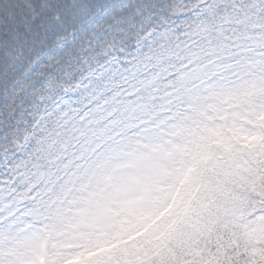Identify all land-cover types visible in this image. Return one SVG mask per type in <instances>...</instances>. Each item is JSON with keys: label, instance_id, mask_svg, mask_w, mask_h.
<instances>
[{"label": "snow or ice", "instance_id": "1", "mask_svg": "<svg viewBox=\"0 0 264 264\" xmlns=\"http://www.w3.org/2000/svg\"><path fill=\"white\" fill-rule=\"evenodd\" d=\"M252 64L264 66V0H0V234L43 237L74 201L106 193L192 88L235 87Z\"/></svg>", "mask_w": 264, "mask_h": 264}, {"label": "trees", "instance_id": "2", "mask_svg": "<svg viewBox=\"0 0 264 264\" xmlns=\"http://www.w3.org/2000/svg\"><path fill=\"white\" fill-rule=\"evenodd\" d=\"M33 2L39 7V0ZM249 71L252 78L235 87L218 82L192 88L185 104L142 135H159L163 126L178 129L185 141L188 133L202 135L205 123L189 115L205 113L207 103L228 90L251 96L247 88L264 78V66L252 64ZM191 149L194 158L180 169L175 200L157 219L119 224L104 239H83L75 228L62 236L66 208L52 231L55 242L66 245L67 264H264V212L257 211L264 209V120L250 135L212 136ZM20 235L0 234V247Z\"/></svg>", "mask_w": 264, "mask_h": 264}, {"label": "rangeland", "instance_id": "3", "mask_svg": "<svg viewBox=\"0 0 264 264\" xmlns=\"http://www.w3.org/2000/svg\"><path fill=\"white\" fill-rule=\"evenodd\" d=\"M232 107L233 105L230 104L229 108ZM140 139L139 144L131 146L134 149L133 154L124 157L119 179L101 195L104 200H110L106 201L105 205L96 207L100 209L95 213L99 214L96 219L100 220L96 222L92 216L87 223L95 226L99 233L107 232V235H102L100 238H105L114 231L123 218L136 224L155 218L177 180L176 175L185 157L184 154L188 151L187 144L179 146L174 143V137L169 138L167 135L161 140H158V136ZM157 145L173 149V154L166 163H153L149 159L142 158L152 153L153 147ZM95 199L72 203L71 224L75 221L83 222L88 213V204L103 201L101 198ZM58 251H62L61 246L54 245L50 231H44L43 237L38 234H23L14 244L1 249L0 253L8 254L15 264H43L44 252L49 256ZM65 261L59 257L50 264H64Z\"/></svg>", "mask_w": 264, "mask_h": 264}]
</instances>
